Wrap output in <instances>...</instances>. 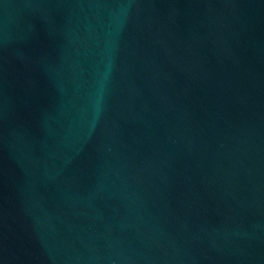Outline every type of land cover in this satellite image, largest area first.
Listing matches in <instances>:
<instances>
[{
	"label": "water",
	"instance_id": "water-1",
	"mask_svg": "<svg viewBox=\"0 0 264 264\" xmlns=\"http://www.w3.org/2000/svg\"><path fill=\"white\" fill-rule=\"evenodd\" d=\"M0 264H264V0H0Z\"/></svg>",
	"mask_w": 264,
	"mask_h": 264
}]
</instances>
